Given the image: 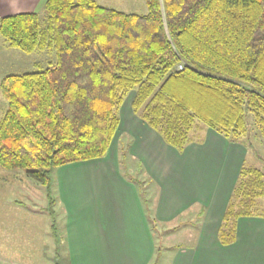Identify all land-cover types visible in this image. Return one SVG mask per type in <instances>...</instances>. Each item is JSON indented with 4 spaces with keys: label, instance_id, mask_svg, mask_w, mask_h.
Here are the masks:
<instances>
[{
    "label": "trees",
    "instance_id": "trees-1",
    "mask_svg": "<svg viewBox=\"0 0 264 264\" xmlns=\"http://www.w3.org/2000/svg\"><path fill=\"white\" fill-rule=\"evenodd\" d=\"M145 3L147 12L136 13L98 0H44V25L38 10L0 17L4 42L25 53L56 55L45 68L0 79L7 100L0 166L23 169L44 186L54 233L53 172L107 155L131 91L133 112L179 152L202 124L249 149L243 137L252 115L264 135V0ZM130 145L119 142L120 164ZM262 197L264 171L243 162L219 226L220 243L236 241L240 217L260 215L255 209ZM146 218L153 233L159 220L151 212ZM158 245L149 264L162 257L165 245Z\"/></svg>",
    "mask_w": 264,
    "mask_h": 264
},
{
    "label": "rangeland",
    "instance_id": "rangeland-1",
    "mask_svg": "<svg viewBox=\"0 0 264 264\" xmlns=\"http://www.w3.org/2000/svg\"><path fill=\"white\" fill-rule=\"evenodd\" d=\"M108 1L110 0H100L102 4L113 5L122 11L147 12L145 0ZM38 12L44 25L46 11L42 8ZM1 38L3 40L0 35V40ZM55 61L54 51L38 50L25 53L5 43L0 46V79L11 73L45 68ZM133 96L134 91H131L120 109V126L106 156L71 163L53 172V190L56 198L54 209L57 219L55 233L51 229V217L45 210L47 197L44 186L29 178L23 169L8 170L0 166V264H71L67 230L68 203L73 201L76 204L77 201L78 205L81 204L80 200H84V197H79V191L83 192L87 199L91 193H99L97 203L99 200V203L105 202L107 187H113L109 181L111 178H117V175L132 187L136 186L144 211L151 212L155 217L157 214L160 219L157 229L152 233L153 239L149 242L145 261L151 259L150 262H153L156 257V245L159 246L160 243L165 246L158 264H184L191 259V254L199 250L207 251L213 243L218 244V231L226 203L225 198L220 202L224 187L221 181H224V174L231 168L232 177L228 186H225V194L228 196L243 162L264 171V135L253 126L252 115H249V133L243 137L249 149L240 143L220 137V134L202 124L192 131L194 142L188 145L184 152L176 149L181 155L175 157L171 155L173 149L162 146L153 136H146L147 123L138 117L131 107ZM6 108L7 100L0 89V117ZM150 133L154 134L152 130ZM197 134L204 139L201 143L197 141ZM121 140L131 145L128 150L130 156L120 164L118 146ZM200 151L211 154L219 165L211 167L210 175L204 176L201 171L193 174L196 180L192 183L191 175L186 174L181 165L186 158L191 167H199L202 164L209 168L207 157H204L205 161H196ZM125 171L135 180H130ZM65 176H69L70 180H65ZM169 177L174 178V182ZM181 180L184 184L180 185ZM65 181H68V185ZM210 189L213 190L208 199L204 194L209 193ZM179 194L184 195L183 200ZM192 203L195 204L192 206ZM188 206L190 207L187 208ZM202 208L204 210L200 213ZM255 212L260 215L251 217L264 218V197L258 200ZM85 218H88V211ZM179 223L182 224L181 227L177 226L178 229H175L174 226ZM109 235L110 232L106 234ZM94 243L97 244L96 239H91V245ZM251 255L259 254L253 252ZM261 257L264 258V255Z\"/></svg>",
    "mask_w": 264,
    "mask_h": 264
},
{
    "label": "crops",
    "instance_id": "crops-1",
    "mask_svg": "<svg viewBox=\"0 0 264 264\" xmlns=\"http://www.w3.org/2000/svg\"><path fill=\"white\" fill-rule=\"evenodd\" d=\"M98 1L100 2V0ZM108 2L113 1L110 0ZM43 3L44 0H0V16L23 11L41 10L43 8ZM104 4L106 5V3ZM107 6L114 7L113 5ZM5 43L6 42L1 38L0 46H4ZM145 125L148 127V130L145 129L147 131L145 134L148 138L153 136L154 140L162 144V146L166 145V148L169 147V149H173L172 152L170 151L171 155L180 157L179 155H181V153L174 147L165 143L155 130L147 124ZM151 130L154 134L150 133ZM201 152L202 151L198 153L200 157L198 156L196 161H205L204 157H207L209 168L201 164L199 167L193 165L196 167V169H194V167L189 166V163L186 162L188 161L186 158L181 165L184 172L191 175L192 183L196 180L193 174H197L201 171L204 176L207 174L210 175L209 172L211 171V167L213 168L217 164L211 154L209 155L204 154L206 152ZM235 162L234 158L233 163L235 164ZM218 165L219 163L217 167ZM160 171H162V169H160ZM224 175H226L224 181H221L224 187H222L220 195V202L222 198H225L226 201L225 206H222L223 212L233 189L232 188L230 194L226 196L225 186L227 187L231 180V168ZM69 178V176L64 177V179L68 181L70 180ZM170 180L174 182V178H170ZM68 181H65L66 185H68ZM109 184H112L113 187H107L108 193L106 194L107 199H105V202L99 203V200L97 203L98 195L100 197L99 193H91V196L87 199L83 192L81 193V191H79V197H81V195L84 197V200H80L81 204L78 205L77 201H75L76 204H74L73 201L68 203L69 214L67 230L71 258L70 263L149 264L151 259L148 261L144 259L149 252V242L153 239L152 231L150 223L146 218V212L142 208L138 190L135 185L132 187L118 175L117 178H111ZM181 184H184L182 180L180 182V185ZM212 190L210 189V192L204 195L208 198ZM179 197L181 200L184 199L183 194H179ZM216 203L218 202L216 201ZM194 204L195 203H192L191 205L193 206ZM189 207L190 206L187 208ZM87 211L88 218H85ZM156 217L160 222L157 214ZM108 232H110V235L106 236ZM91 239H96L97 244L94 243L91 245ZM253 252L259 255H251ZM263 255L264 218L240 217L237 221V236L234 243L229 245H223L220 241L218 244L213 243L212 247L207 249V251L199 250L191 254V259L187 262L185 261L184 264H264V258L261 257ZM181 262L184 261L182 260Z\"/></svg>",
    "mask_w": 264,
    "mask_h": 264
}]
</instances>
